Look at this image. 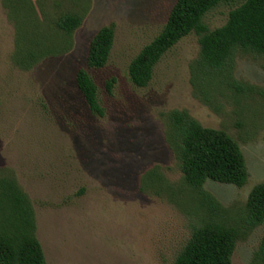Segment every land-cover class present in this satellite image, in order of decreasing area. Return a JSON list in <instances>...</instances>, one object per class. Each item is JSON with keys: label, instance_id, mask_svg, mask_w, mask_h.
<instances>
[{"label": "rangeland", "instance_id": "1", "mask_svg": "<svg viewBox=\"0 0 264 264\" xmlns=\"http://www.w3.org/2000/svg\"><path fill=\"white\" fill-rule=\"evenodd\" d=\"M32 1L40 18L86 11L70 50L26 70L14 61L18 22L0 0V168L12 171L31 198L47 264H173L197 218L183 203L140 189L141 176L155 165L171 182L182 181L164 136L165 114L186 109L240 142L247 184L205 185L225 206H239L264 181V100H231L221 113L199 100L190 81L201 47L196 33L163 56L148 86L132 82V59L162 31L176 0ZM238 5H219L206 24L223 26ZM112 23L116 38L107 65L88 68L91 39ZM81 67L97 83L104 116L92 113L78 87ZM236 76L264 88L259 58L239 55ZM263 234L264 224L238 241L233 264H249Z\"/></svg>", "mask_w": 264, "mask_h": 264}, {"label": "trees", "instance_id": "2", "mask_svg": "<svg viewBox=\"0 0 264 264\" xmlns=\"http://www.w3.org/2000/svg\"><path fill=\"white\" fill-rule=\"evenodd\" d=\"M4 1L18 22L14 61L26 70L70 50L86 15L85 10H67L57 17L40 18L32 0ZM236 1L239 5L230 11L227 22L210 29L206 15ZM191 33L199 35L201 46L190 64V81L199 100L218 113L231 100L238 105L256 96L264 100V88L236 76L239 55L259 58L264 68V0H176L162 31L132 59V82L148 86L163 56ZM115 38L114 23L93 36L88 68L107 65ZM115 81L107 83L110 92ZM77 84L92 113L104 116L97 83L88 69L79 68ZM165 115L164 136L183 173L182 181L171 182L162 166L155 165L141 176L140 189L183 203L197 218L173 264H233L238 241L264 224V181L252 188L243 205L225 206L205 185L208 180L238 187L247 184L250 172L240 142L224 128L204 126L186 109ZM0 264H47L31 198L15 174L4 168H0ZM249 264H264V234Z\"/></svg>", "mask_w": 264, "mask_h": 264}]
</instances>
